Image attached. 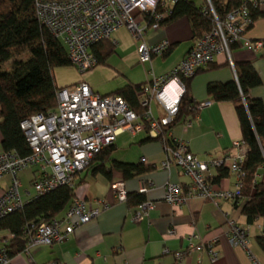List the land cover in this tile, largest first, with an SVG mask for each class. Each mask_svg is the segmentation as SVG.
Returning a JSON list of instances; mask_svg holds the SVG:
<instances>
[{
  "label": "built area",
  "instance_id": "built-area-1",
  "mask_svg": "<svg viewBox=\"0 0 264 264\" xmlns=\"http://www.w3.org/2000/svg\"><path fill=\"white\" fill-rule=\"evenodd\" d=\"M177 0H32L37 19L49 32L64 44L70 65L80 73L95 68L98 58L92 47L104 40H111L119 28H126L133 38L140 41L138 60L147 63L153 56L162 55L170 46L167 40L148 46L141 41L148 29H158L171 14ZM259 7L264 0H248ZM203 15H210L213 27L201 37L195 38L192 47L168 72L150 77L136 90L141 113L135 111L119 94H99L85 81L59 87L56 106L48 112H37L23 119L19 126L23 131L30 153L20 156L14 150H0V179L9 176L8 187L0 196V218L20 209L25 202L42 195L57 186H66L75 195L62 215L32 224L24 252L37 245H52L68 239L74 229L108 209L114 202H125L127 190L123 180L109 184L112 200H89L77 193L76 175L84 171L96 154L115 144L117 136L127 133L133 136L146 133L151 138L162 136L165 157L163 169L180 168L190 182L165 184L164 200L172 206H181L191 198L208 200L214 204L230 200L242 202L241 188L244 171L242 163L247 153L243 140L233 142L236 152H225L221 157L199 160L190 150L189 143L173 137L171 131H163L178 112L185 91L184 79L192 78L199 69L212 63L219 54H226L233 68L230 55L232 44L238 42L253 24L246 0L219 18L211 1L205 0ZM254 54L264 50V40H254L248 47ZM173 82L174 87L168 88ZM210 100L198 102L199 110ZM155 106V107H154ZM155 108V109H154ZM194 118L188 117L182 125L191 126ZM169 139L170 142L165 140ZM144 161V159H142ZM223 167L234 174L233 189L220 188L207 175L209 168ZM37 168V175L30 181V188L20 192L19 176L22 171ZM258 175H256V178ZM149 183H141L140 193H145ZM31 191H33L31 193ZM154 207L143 200L133 214L139 222ZM227 238L231 244L247 247L245 230L234 219L228 220ZM168 234L174 230L169 229ZM264 237V223L261 227ZM196 236L187 237L186 250L177 251L180 260L190 250H205L211 262L218 258L216 238L204 246L193 243ZM164 252H169L164 249ZM0 264H11L4 240L0 245ZM44 264H59L51 261Z\"/></svg>",
  "mask_w": 264,
  "mask_h": 264
},
{
  "label": "crops",
  "instance_id": "crops-1",
  "mask_svg": "<svg viewBox=\"0 0 264 264\" xmlns=\"http://www.w3.org/2000/svg\"><path fill=\"white\" fill-rule=\"evenodd\" d=\"M259 10L264 11V2L259 5ZM194 39L187 17L168 21L158 29H148L141 39L142 42L152 46L167 40L170 46L162 55L153 56L147 63H140L137 54L140 41L135 40L126 28H119L111 40H106L113 49L111 53L118 56L113 67L114 73H121L124 76L122 85L117 88L128 83H143L150 77V71L154 75L168 72L189 51ZM254 40H264V15L258 17L244 32L242 38L230 48L233 65L236 62L247 61L257 71L261 83L252 87L249 94L251 97L260 98L264 104V50L256 54L249 50L248 47ZM139 64L144 70L142 77H136L133 71L140 69ZM121 65L134 69L122 73L119 69ZM110 66L105 62L99 63L87 71L89 82L81 79L65 81L61 85L85 81L94 92L109 94L113 91L99 92L96 87L104 82L100 79V73L105 69L112 70ZM59 71L63 77V70ZM114 73H111L113 77ZM235 77L234 67L229 65L227 55L219 54L212 63L199 69L190 79V96L196 102L208 101L210 100L206 92L208 83L227 82ZM173 87L174 83L171 82L168 88ZM210 102L208 106L198 110L190 127L185 128L180 123L170 130L173 137L186 140L193 154L202 161L219 158L225 152L234 154L236 150L233 148V142L242 140L234 104L231 101ZM147 136L146 133L133 136L120 134L110 153V158L142 163L149 167L145 173L125 179L120 171L114 170L107 178L100 173L92 174L87 169L78 173L75 179L76 184L83 180V183L77 185L76 190L89 200H112L109 184L114 180H123L129 194L139 192L142 182L149 183L143 197L144 200L153 202L154 207L141 221H133V214L138 205H129L127 201L114 202L111 207L93 219L76 227L68 239L52 245L30 247L27 252L21 251L12 256L11 264H44L51 261L59 264H264V248L258 241V237H263L261 227L264 218L247 223L241 213L243 200L240 204L230 200L214 204L208 200L191 198L178 207L168 204L164 200L165 184L179 182L187 185L190 180L177 166L173 165L168 169L161 167L165 157L163 144L158 139L144 140ZM2 138L0 131V150L3 149ZM36 169L21 172L19 190L22 194L29 187L31 179L37 175ZM217 173V168H209L208 178L213 182ZM257 175V180L264 182V166L259 168ZM9 181L7 175L0 179V196L8 187ZM235 182V175L228 172L226 177L213 183L220 188L233 189ZM229 219L237 221L245 230L246 248L233 245L228 240L226 232ZM169 229H173L174 233L168 234ZM191 234L196 236L193 243L204 247L208 241L216 238L215 249L218 252L216 261L211 262L205 250L197 249L190 250L180 260L175 259V252L186 250L187 237ZM9 237L8 231H0L1 241ZM164 249H168L169 252H164Z\"/></svg>",
  "mask_w": 264,
  "mask_h": 264
},
{
  "label": "trees",
  "instance_id": "trees-1",
  "mask_svg": "<svg viewBox=\"0 0 264 264\" xmlns=\"http://www.w3.org/2000/svg\"><path fill=\"white\" fill-rule=\"evenodd\" d=\"M218 17L223 18L232 8L243 0H210ZM254 21L264 15L259 7H253L246 0ZM180 17H187L191 24L194 38L201 37L213 27L210 15H203L202 6H196L192 0H177L171 9L166 23ZM253 25V24H252ZM113 49L107 41H100L92 47L99 63H104ZM27 58H18L22 53ZM6 68L7 62H11ZM70 65L64 44L54 37L40 23L34 13L32 0H0V131L2 148L14 150L18 155L30 153L20 122L37 112H48L56 106V91L53 69ZM235 79L227 82H211L206 86L208 98L214 101H231L235 106L241 131V138L247 146V153L242 163L241 213L247 223L257 218H264V182L256 178L259 168L264 166V104L260 98L251 97L249 91L261 83V79L250 62H236L233 65ZM184 79L185 91L181 97L177 114L163 131L184 122L188 117L194 118L198 102L189 93V81ZM142 83H128L109 94L121 95L129 105L141 113L136 90ZM147 136L144 140L161 139ZM170 142L169 139L165 140ZM112 146L96 154L89 166L92 174H102L109 178L114 170L123 177L139 176L150 168L142 163H131L110 158ZM108 162V166H106ZM213 182L228 175V170L219 167ZM83 183V180L77 185ZM144 193L127 194L129 205H138L144 200ZM75 191L66 186H57L50 191L34 197L24 205L0 218V231H8L9 238H3L4 247L12 257L26 246L29 228L32 224L47 221L60 214L70 205ZM264 248V238L258 237ZM1 245V239H0Z\"/></svg>",
  "mask_w": 264,
  "mask_h": 264
},
{
  "label": "rangeland",
  "instance_id": "rangeland-1",
  "mask_svg": "<svg viewBox=\"0 0 264 264\" xmlns=\"http://www.w3.org/2000/svg\"><path fill=\"white\" fill-rule=\"evenodd\" d=\"M196 6H203L205 5V0H192ZM27 53L24 52L22 53L18 58H22V59H26L27 58ZM118 56L115 53H111L108 57L107 60L105 61V64H109L111 65L110 68L111 69H105V71L103 73H100V79H103L104 82H102L103 84H101L99 87H96V89L99 92H106V91H114V89H116L117 87L122 85V81H124V76L121 73H114V66L115 63L117 62V58ZM12 64L11 62H7V64L5 65L6 68L10 67ZM140 65V69H134L133 68H128V67H123L122 65L119 66L120 71L123 73V71H128L130 72V69H134L133 71L135 72L136 77H142L144 76V70ZM62 68V69H60ZM59 70H63V77L60 76L61 71ZM111 73H114L115 77H113L111 75ZM53 74L55 77V82L57 86H62L61 83L65 82V81H78V80H86L89 82L88 78H87V74L86 73H80L77 69H75L72 65H68V66H63V67H56L53 69ZM127 134V133H126ZM129 135V134H127ZM129 137V136H128ZM121 154V153H118ZM30 188V185L29 187ZM33 191H31L32 193Z\"/></svg>",
  "mask_w": 264,
  "mask_h": 264
}]
</instances>
